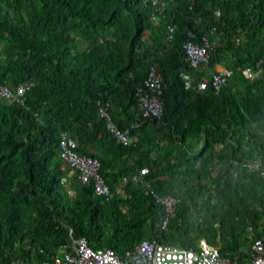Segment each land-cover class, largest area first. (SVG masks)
Segmentation results:
<instances>
[{"label":"trees","instance_id":"1","mask_svg":"<svg viewBox=\"0 0 264 264\" xmlns=\"http://www.w3.org/2000/svg\"><path fill=\"white\" fill-rule=\"evenodd\" d=\"M190 30L212 46L196 71ZM260 61L261 74L246 78ZM218 66L233 70L229 82L198 90ZM152 67L165 110L139 120L136 91ZM23 83L32 84L23 103L0 98V258L43 264L86 237L120 254L143 240L195 249L206 240L246 264L264 232V0H0V84ZM102 106L130 130L128 143ZM62 132L100 160L112 196L78 171L71 188L63 181L72 169ZM143 169L155 194L131 180ZM159 196L176 198L169 216Z\"/></svg>","mask_w":264,"mask_h":264},{"label":"built area","instance_id":"2","mask_svg":"<svg viewBox=\"0 0 264 264\" xmlns=\"http://www.w3.org/2000/svg\"><path fill=\"white\" fill-rule=\"evenodd\" d=\"M172 0H153V3L160 7L166 6ZM175 25L169 26L170 38L175 31ZM186 51V60L190 67L195 71L208 66L211 57V41L208 35L199 36L198 33L190 30L184 43ZM263 61L258 62L255 66H248L243 69V74L248 79L257 78L262 71ZM233 75V70L222 69L213 73L211 80L203 77L198 83V90H203L209 81L216 91L229 82ZM187 88L193 84L191 75H184ZM31 83H23L15 88L8 85L0 84V98L12 101L14 99L24 102L27 91L31 88ZM164 82L161 73L156 67H152L144 82L138 86L136 91L137 108L140 118L161 119L164 114V103L161 96L164 91ZM100 113L108 119V127L123 143H128L130 130L120 129L112 120L107 106H102ZM134 126L140 125L137 121ZM77 140L68 132H62L60 139L61 157L64 162L73 170L79 172V181L81 184H94L95 192L102 196H112V192L101 174V162L98 158L80 154L75 150ZM143 169L140 173L132 176L131 180L135 183L145 185V188L155 194V190L148 182H144ZM264 176V170L262 172ZM127 177L124 178L126 182ZM63 181L68 183L67 178ZM69 186V185H68ZM71 190V189H70ZM159 202L165 205L168 216L173 212L176 198L172 196L158 197ZM168 217L163 224L165 228L168 223ZM222 246L210 245L206 240L199 244V248H185L168 243H160L150 240H143L133 249L120 254L113 248L95 249L86 237L74 238L69 244L63 245L58 249L50 259L43 264H241L239 254L236 256L223 255ZM246 264H264V232L252 239L249 253L245 257ZM20 262L4 261L0 258V264H19ZM23 264V263H22Z\"/></svg>","mask_w":264,"mask_h":264},{"label":"crops","instance_id":"3","mask_svg":"<svg viewBox=\"0 0 264 264\" xmlns=\"http://www.w3.org/2000/svg\"><path fill=\"white\" fill-rule=\"evenodd\" d=\"M217 68H218V70H222V69H224L222 66H218ZM69 172H70L69 175L66 176V177H67V180H68V182H69L68 185H69V187L71 188V184H72V181H73V179H74V176H75L76 172L73 171V170H70ZM250 246H251V245H250Z\"/></svg>","mask_w":264,"mask_h":264},{"label":"bare ground","instance_id":"4","mask_svg":"<svg viewBox=\"0 0 264 264\" xmlns=\"http://www.w3.org/2000/svg\"><path fill=\"white\" fill-rule=\"evenodd\" d=\"M163 78V77H162ZM102 168V167H101Z\"/></svg>","mask_w":264,"mask_h":264}]
</instances>
